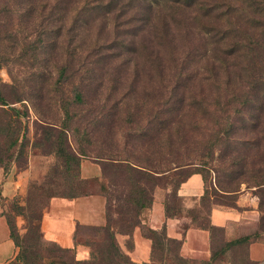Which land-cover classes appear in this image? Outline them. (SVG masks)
<instances>
[{"label": "rangeland", "instance_id": "374dc122", "mask_svg": "<svg viewBox=\"0 0 264 264\" xmlns=\"http://www.w3.org/2000/svg\"><path fill=\"white\" fill-rule=\"evenodd\" d=\"M200 8L167 0H0V156L6 170L0 167L7 173L23 170L29 159L34 165L24 193L0 196V207L21 233L27 263L75 260L70 250L58 251L39 237V216L54 190L103 195L111 230L124 231L127 186L116 160L153 173V180L141 181L149 195L199 170L206 193L198 209L206 215L215 202L233 204L242 189L264 208L263 187L256 185L264 180V140L256 141L264 121L249 128L251 103L239 116L224 112L225 89L253 94L233 57L222 67L214 59L216 23L200 19ZM261 59L256 65L264 69ZM75 91L79 103H73ZM60 130L64 153L84 152L80 159L100 162V176L79 182L73 167L66 169L64 153L54 151ZM76 238L90 250L108 242L103 230L90 226H80ZM212 240L219 248L222 233L212 231ZM242 254L232 248L221 260Z\"/></svg>", "mask_w": 264, "mask_h": 264}, {"label": "crops", "instance_id": "0c3cea01", "mask_svg": "<svg viewBox=\"0 0 264 264\" xmlns=\"http://www.w3.org/2000/svg\"><path fill=\"white\" fill-rule=\"evenodd\" d=\"M33 160L23 170L10 169L7 173L0 167V196L12 198L23 194L28 179L33 177ZM101 174L99 163L80 159L79 176L87 179ZM204 181L199 173H191L177 187L180 213L169 216L166 204L173 206L170 187H155L151 193V202L142 209L139 220L131 234L114 231L120 249L135 263H148L152 258V240L145 234L147 228L160 230L165 228L166 236L180 241L179 255L194 264H215L219 262L235 264H264V228L260 226L262 212L258 208L257 197L251 192L241 190L233 204L213 203L207 213L208 221L222 233L223 243L216 248L212 232L197 226L188 215L189 210L201 206L204 195ZM202 212V210H201ZM205 213V212H204ZM203 215V213H202ZM206 215V214H205ZM200 219V218H199ZM107 223L106 199L99 193L83 194L75 197L52 196L40 217L42 238L73 253L75 260H88L90 248L77 240L78 226L99 227ZM244 236H251L247 242L229 244ZM242 247V259L221 260L232 248ZM19 249L10 237L6 217L0 207V264H9Z\"/></svg>", "mask_w": 264, "mask_h": 264}, {"label": "trees", "instance_id": "16d2710c", "mask_svg": "<svg viewBox=\"0 0 264 264\" xmlns=\"http://www.w3.org/2000/svg\"><path fill=\"white\" fill-rule=\"evenodd\" d=\"M115 0H107L108 4H113ZM174 4H178L179 6H188V5H200L201 10L204 9L205 14L202 13L200 19L203 20H212L216 23L215 28L210 30L214 31V43L215 51H214V59L219 62V66L222 67L223 62H227L229 57L234 58V62H232V66L241 67L243 71H245L246 83L247 87L252 91V98L248 97V91L237 93L236 89L228 90L225 89V95L227 94V99L222 103V108H224V112L229 111L232 112V115L239 116L243 107H246L248 104H252V109L254 110L253 114H249V128L255 129L260 125L259 120L264 121V69L257 67L256 63L258 61H262V56L264 55V18L262 14H264V5L258 6L257 1L255 0H240V5L236 7V5H232V0H218L214 5L209 3L208 0H167ZM239 1V0H237ZM213 7H212V6ZM221 5H225V8L218 10V12H214V8H218ZM204 7V8H202ZM212 13L214 16H212ZM258 16V17H256ZM260 16V17H259ZM216 33V34H215ZM243 62L238 65L237 60ZM227 64V63H226ZM226 73H228V77L230 75L227 71V68H224ZM238 71V70H236ZM241 71L240 73H242ZM235 73V72H234ZM236 74V73H235ZM242 75V74H241ZM240 76V75H239ZM241 78V77H240ZM228 79V78H227ZM224 83H228L227 81ZM219 85V84H218ZM218 87V86H217ZM75 99L73 103H79L81 100L80 93L77 91L74 92ZM217 95L222 97L223 92L221 89L218 90ZM3 101V98L0 96V102ZM256 101V102H255ZM193 104H191L192 106ZM204 111H208V109H204ZM66 113L68 110L66 108ZM229 117V116H227ZM243 122L246 120L243 119ZM64 132L61 130L58 133V138H60L58 145L55 146V152L59 154H63L65 152V148H62L64 142L61 144L60 142L64 138ZM63 137V138H62ZM264 140V135L260 136V139L257 138L258 145ZM17 139L10 143L9 147L15 146L17 144ZM85 154L84 152H79L78 156H74V154L64 153L62 158V164L66 167V169L72 168L74 171V176H78L79 182H84L85 179L80 178L79 176V164H80V156ZM111 161L112 159H106ZM115 161V160H114ZM118 161V162H117ZM115 163H119L117 166L120 168L125 174L124 183L127 186V196L125 197L126 207L125 214L127 215V220H124V224L126 225L124 228L125 233L131 234L132 229L140 223L139 215L143 208L148 207L151 202V195L147 193L146 188L143 186L141 181L153 180V173L150 172L147 168L139 167L131 164L127 159L116 160ZM101 169L103 170V165L99 162ZM0 166L3 167L4 171L6 170V165L3 163V160L0 156ZM161 173L159 171H155ZM163 172V171H162ZM200 173L199 170H195L189 173ZM202 175V174H201ZM188 176V175H187ZM186 176V177H187ZM185 177V178H186ZM178 180L171 189V198L173 200H177L178 197L175 193L179 184L185 179ZM203 178V175H202ZM203 181L205 179L203 178ZM256 185L261 188L264 192V180L257 181ZM206 190H204V195L201 197V204H204ZM85 194V193H84ZM83 195L80 192H71L69 194L58 193L55 190L51 193H48V198L52 196H65V197H75ZM220 203V202H215ZM263 204L259 202V210L262 212L260 226L264 228V208L261 206ZM211 205L208 206L207 212H209ZM42 213V212H41ZM37 223V230L39 232V237L42 236L40 230V217ZM180 213L179 208L176 207V204L173 202V206H169L166 204V214L169 216L178 215ZM203 213V215H202ZM188 215L191 216L192 221L197 226H201L203 228L208 229L210 232L218 230L214 226L210 224L208 221L207 215L204 214L202 210H189ZM200 218V219H199ZM9 230L10 237L14 241V244L18 247L19 251L15 258L9 264H34L33 262L27 263V252H29L28 248L22 244L21 241V233H18L16 230V225L11 218H6ZM80 226L76 228L77 229ZM96 231L103 230L107 234L108 242L103 245V247L99 250H95L91 248L90 257L88 260L80 261L73 260L72 263L68 261V258H60V261L50 260L49 264H194L192 260H187L182 258L178 249L180 246V241L175 239H170L166 236L165 228H161L160 230H153L147 228L144 232L145 234L151 238L152 240V258L148 263H135L133 262L129 256L124 253L120 247L118 246L114 231L111 230L109 226V220H107L106 225L93 227ZM75 233V234H76ZM251 236H244L235 241H231L229 244L237 243V242H247ZM56 250L68 252V249H64L59 247L58 245L51 243ZM90 245V244H89ZM159 252L161 253V257H159Z\"/></svg>", "mask_w": 264, "mask_h": 264}]
</instances>
